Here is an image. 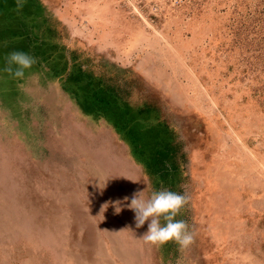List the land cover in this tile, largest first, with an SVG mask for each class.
Returning a JSON list of instances; mask_svg holds the SVG:
<instances>
[{
  "label": "rangeland",
  "instance_id": "obj_1",
  "mask_svg": "<svg viewBox=\"0 0 264 264\" xmlns=\"http://www.w3.org/2000/svg\"><path fill=\"white\" fill-rule=\"evenodd\" d=\"M161 189L187 249L127 207ZM3 220L0 264H264V0H0Z\"/></svg>",
  "mask_w": 264,
  "mask_h": 264
},
{
  "label": "clouds",
  "instance_id": "obj_2",
  "mask_svg": "<svg viewBox=\"0 0 264 264\" xmlns=\"http://www.w3.org/2000/svg\"><path fill=\"white\" fill-rule=\"evenodd\" d=\"M34 63L36 60L30 54L13 51L8 54L3 71L16 78H23L25 69L31 68ZM124 199L128 200L129 197ZM187 201L186 195L168 189L152 191L147 198L142 190L133 194L127 207L135 213L134 220L137 228L142 227L146 221H150L147 231L142 236L146 243L162 246L169 241H174L180 250H184L194 242V233L189 230L185 221L177 220L175 217ZM115 210L117 213L121 211L118 202Z\"/></svg>",
  "mask_w": 264,
  "mask_h": 264
},
{
  "label": "bare ground",
  "instance_id": "obj_3",
  "mask_svg": "<svg viewBox=\"0 0 264 264\" xmlns=\"http://www.w3.org/2000/svg\"><path fill=\"white\" fill-rule=\"evenodd\" d=\"M3 221H4V226L0 227V230H5V229H8V227H9L8 222H6V220H3ZM2 260H4V258H2Z\"/></svg>",
  "mask_w": 264,
  "mask_h": 264
}]
</instances>
